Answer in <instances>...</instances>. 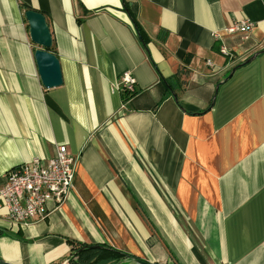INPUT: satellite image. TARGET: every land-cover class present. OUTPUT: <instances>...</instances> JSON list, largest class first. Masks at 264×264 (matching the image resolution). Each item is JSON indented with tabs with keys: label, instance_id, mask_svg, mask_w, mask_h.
<instances>
[{
	"label": "crops",
	"instance_id": "1",
	"mask_svg": "<svg viewBox=\"0 0 264 264\" xmlns=\"http://www.w3.org/2000/svg\"><path fill=\"white\" fill-rule=\"evenodd\" d=\"M29 9L58 86L40 81ZM239 18L246 37L226 30ZM59 144L72 190L27 227L0 210V259L69 264L72 240L154 264H264V0H0V185Z\"/></svg>",
	"mask_w": 264,
	"mask_h": 264
},
{
	"label": "built area",
	"instance_id": "2",
	"mask_svg": "<svg viewBox=\"0 0 264 264\" xmlns=\"http://www.w3.org/2000/svg\"><path fill=\"white\" fill-rule=\"evenodd\" d=\"M253 23L247 18L233 20L227 32L246 37ZM221 52L228 55L222 46ZM211 65V62H207ZM127 95L135 91V78L128 71L122 73L117 83ZM76 160L64 144L55 148L49 158L33 157L7 170L0 185V210L11 227L23 228L43 220L49 211V203L57 208L73 188Z\"/></svg>",
	"mask_w": 264,
	"mask_h": 264
},
{
	"label": "water",
	"instance_id": "3",
	"mask_svg": "<svg viewBox=\"0 0 264 264\" xmlns=\"http://www.w3.org/2000/svg\"><path fill=\"white\" fill-rule=\"evenodd\" d=\"M24 15L29 27L30 39L38 46L34 51V59L40 81L46 88L58 86L62 83L61 68L58 57L50 50L52 38L45 16L33 9L26 10ZM127 260H130L133 264H154L139 257ZM0 264L12 263L0 259Z\"/></svg>",
	"mask_w": 264,
	"mask_h": 264
},
{
	"label": "trees",
	"instance_id": "4",
	"mask_svg": "<svg viewBox=\"0 0 264 264\" xmlns=\"http://www.w3.org/2000/svg\"><path fill=\"white\" fill-rule=\"evenodd\" d=\"M132 95L124 92L123 99L126 100ZM68 242L72 245L69 264H121L125 259L138 258L104 244H85L72 240Z\"/></svg>",
	"mask_w": 264,
	"mask_h": 264
},
{
	"label": "rangeland",
	"instance_id": "5",
	"mask_svg": "<svg viewBox=\"0 0 264 264\" xmlns=\"http://www.w3.org/2000/svg\"><path fill=\"white\" fill-rule=\"evenodd\" d=\"M123 264H133L131 261L129 262V261H125ZM169 264H173V263H169Z\"/></svg>",
	"mask_w": 264,
	"mask_h": 264
}]
</instances>
